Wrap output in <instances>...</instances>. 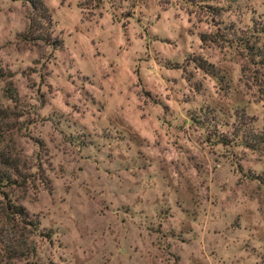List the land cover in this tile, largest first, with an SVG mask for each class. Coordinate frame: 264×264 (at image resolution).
<instances>
[{"label":"clouds","instance_id":"obj_1","mask_svg":"<svg viewBox=\"0 0 264 264\" xmlns=\"http://www.w3.org/2000/svg\"><path fill=\"white\" fill-rule=\"evenodd\" d=\"M251 21L264 0H0V264H264V102L237 114L255 89L223 43Z\"/></svg>","mask_w":264,"mask_h":264},{"label":"rangeland","instance_id":"obj_2","mask_svg":"<svg viewBox=\"0 0 264 264\" xmlns=\"http://www.w3.org/2000/svg\"><path fill=\"white\" fill-rule=\"evenodd\" d=\"M195 2H196V0H189V3H195ZM103 4H104V0H87V6L92 9V13L93 14L98 9L102 8ZM135 7H136V4L132 3L131 8L134 9ZM207 11L212 12L213 14H215L218 10L212 8L211 6H208L207 7ZM99 14H100L101 17L103 16V12H100ZM132 16H133V12L131 10L121 14V19H123L125 21H128V23L122 24V27L126 31L129 30V25L131 23ZM254 22L255 21H251L252 24ZM136 23L139 24L140 20L137 19ZM233 27H235V25H233ZM241 37L242 38L243 37H247L248 44L253 48L252 50H250V52H252V53L256 52L257 51L256 48H260L261 51H264V35L263 34H256L254 31H252L250 29L249 32L242 33L240 35V38ZM240 38L239 39H232V40L223 39V43L225 45H227L228 47H235L236 49L240 50L239 54L241 55V57L247 59L248 64H247L246 70L249 71V75H248V78H247V82L246 83L242 82L243 83V89H247L248 92H251L252 89L254 88L255 89L254 96L256 97V99L251 101V102H249L248 104H245L244 102L248 100V96L245 94V92L243 90L237 89L236 91L238 93V96H237L236 102L239 105V107L237 108V114H239V109L241 107L243 108V110L245 112H248L251 109L252 104H258L259 105L262 102H264V67L259 66V65L254 63L256 61H255V58L252 56V54H248L249 51L247 49H244L240 45V43L238 41V40H240ZM129 39H130V36H129ZM213 43H216V42L213 41ZM261 51L258 50V52H261ZM202 70L203 69H202V67L200 65H196L195 66V69H194L195 72H200ZM4 76H5V74L3 72H0V79H3ZM223 80L227 81V83L229 85V89L228 90H229V92H231L232 91V87H231L232 81H231L230 76L228 75L227 72L224 73ZM9 92H12L13 94H15L16 89L14 87H6L5 95H8ZM229 99H231V97H229ZM253 111H254V115H253L251 123H252L253 128L255 129L256 126L261 123V118L264 117V108H259V109L253 110ZM217 114H219V113H217ZM3 119L7 120V117L5 116V117H3ZM210 122L211 121H209V123ZM216 122H217V124L219 123L218 120ZM193 123H198L199 127H205V123H203V122H197V121L193 120ZM17 131L18 130L15 127L10 126V125H8V126H0V140L5 139L10 134H15ZM19 131H23V128L21 127L19 129ZM20 139L22 140L23 137H20ZM225 140L226 141H221L215 135H210V136L206 137L205 144L206 145L207 144H212V145H214L216 147H219L220 144H224L225 146H228L229 144H231V140H228V139H225ZM18 142L19 141H17V143ZM74 143H75V141H74ZM256 146L264 147V133H259ZM88 147H92V145L90 144V145H88ZM199 155L202 158L204 157L203 149L201 150ZM216 163H219V161H217ZM0 165H3V166L8 168L7 174H9V176H10V182H8V184L9 185L12 184L13 183V181L11 179L12 169H11L10 161L8 159L0 160ZM82 165H83V161H82ZM241 167H243V165H241ZM94 169H95V171H94ZM97 171L103 172L102 169L96 168V162L92 161L91 158H89V163H88L87 168L84 167V166H81V167H79L77 169V173L80 176H84L86 172L91 173L92 176H95ZM141 172L143 173V170H141ZM27 179H29V178H26L25 182H27ZM147 179L150 180V179H152V177L148 176ZM245 179L249 180V186L252 183H254V181L251 178H245ZM141 182H143V177H141ZM94 184H95L94 180L89 181L88 192H85L83 189L78 188V187L70 189V191L74 192L77 197H83L84 200H88L89 195H90V193L93 190ZM93 203L96 205V207H99V205L96 204L95 201ZM104 211L107 212V209H105ZM102 215H103V213H101V216ZM93 219H100V217H93ZM199 219H200V213H199V206L197 204L196 205L195 214H194V216L192 217V220H191V224L193 226L196 225L197 222L199 221ZM189 234L190 233H187V234H185V236H187ZM53 236H54V234L50 233L49 235L45 236L44 239L45 240H52ZM183 242H184V240L181 239V243H183ZM21 259H23V257H21Z\"/></svg>","mask_w":264,"mask_h":264},{"label":"trees","instance_id":"obj_3","mask_svg":"<svg viewBox=\"0 0 264 264\" xmlns=\"http://www.w3.org/2000/svg\"><path fill=\"white\" fill-rule=\"evenodd\" d=\"M253 27L251 28L252 31H254L256 34H263L264 35V25L257 24L256 22L253 23ZM240 45L244 48L247 49L249 52L248 54H252V56L255 58L254 62L255 64L264 67V51H261L260 48H256L257 51L252 53L250 50L253 48L248 44V39L247 37H241L240 40H238ZM261 51V52H258ZM221 141H226V140H221ZM10 182V176L7 174L6 176H0V184L8 183ZM7 211V210H5ZM9 219H11V214H9Z\"/></svg>","mask_w":264,"mask_h":264}]
</instances>
